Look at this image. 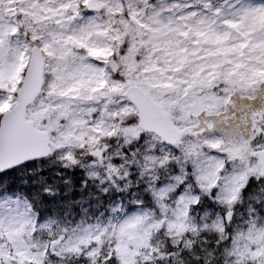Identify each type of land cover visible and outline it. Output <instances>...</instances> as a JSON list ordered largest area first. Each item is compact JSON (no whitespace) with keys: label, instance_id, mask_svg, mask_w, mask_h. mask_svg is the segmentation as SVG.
<instances>
[{"label":"snow or ice","instance_id":"6c2138e0","mask_svg":"<svg viewBox=\"0 0 264 264\" xmlns=\"http://www.w3.org/2000/svg\"><path fill=\"white\" fill-rule=\"evenodd\" d=\"M0 264H264V0H0Z\"/></svg>","mask_w":264,"mask_h":264}]
</instances>
